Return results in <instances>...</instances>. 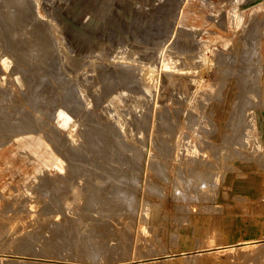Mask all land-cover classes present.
Returning <instances> with one entry per match:
<instances>
[{"label":"rangeland","instance_id":"1","mask_svg":"<svg viewBox=\"0 0 264 264\" xmlns=\"http://www.w3.org/2000/svg\"><path fill=\"white\" fill-rule=\"evenodd\" d=\"M12 1L51 46L33 62L0 18V151L33 163L0 190V264H264V239L188 254L185 230L236 163L264 192V0Z\"/></svg>","mask_w":264,"mask_h":264},{"label":"crops","instance_id":"2","mask_svg":"<svg viewBox=\"0 0 264 264\" xmlns=\"http://www.w3.org/2000/svg\"><path fill=\"white\" fill-rule=\"evenodd\" d=\"M21 153L12 147L0 151L1 191L18 185L32 169L31 161L17 160ZM254 174L249 165L239 163L226 173L216 200L185 229L189 244L196 247L188 254L264 239V215L259 208L264 192H256Z\"/></svg>","mask_w":264,"mask_h":264},{"label":"bare ground","instance_id":"3","mask_svg":"<svg viewBox=\"0 0 264 264\" xmlns=\"http://www.w3.org/2000/svg\"><path fill=\"white\" fill-rule=\"evenodd\" d=\"M8 1L10 2V0H8ZM5 2H6V1H5ZM16 2H17V1H16ZM19 2H20V1H18V4L21 3V2H20V3H19ZM22 2H23V0H22ZM7 3H8V2H7ZM7 3H6V5L9 4L8 7H9V6L12 7L13 5L15 6V4H16L15 1H12V2H10V3H8V4H7ZM18 4H16V5H18ZM21 4H22V3H21ZM23 6H24V5H23ZM25 6L27 7V4H26ZM12 9H13V7H12ZM12 9L10 8V10H11V11L9 10L10 12L7 11V15H6V14L3 15L2 12H1V15H0V18H3L4 22L9 26V28H10L9 30H11V31L13 30L14 27L16 28V25L18 24L16 20H20V19H23V20H24V19H25V18H23V16H22V18H20V17L18 16V17L20 18V19H19V18L15 15V13H14L15 11H16V12H19V11H20V12L22 13L23 7H22L21 5H19L18 8L15 6V9H13L14 11H13ZM26 10H27V9H26ZM1 11H3V10H1ZM12 11H13V12H12ZM25 12H27V11H25ZM25 12H24V13H25ZM21 13H20V14H21ZM5 15H6V19L4 18ZM17 15H19V14H17ZM21 15H22V14H21ZM24 16H25V14H24ZM15 17H16L17 19H16ZM26 18H27V20H24V21H26V24H28V25L31 26V27H30V28H31L30 30L35 29V30H36V33L33 34L34 36H33L32 34H29V35H32L33 37L30 38V36H29V38H27V39H28V42H27V43H26L25 40H24L25 45H24V48H23V49L26 50V53H27L28 57H29L30 59L32 58L33 60H32V59H31V60L34 62V59H37L38 57H39V58H42V57H40V56H42L41 52H38L36 49H38V48L41 49V48H42V50H43V47H45L44 45H46L47 42H48V44H49L50 41L47 39V37H46V39H47L48 41L45 42V41L43 40L41 34H43L42 32H43L44 30L42 29L41 26H38L37 23H32V20H31L32 17H31L30 14L26 13ZM1 21H2V20H1ZM24 21H21V22L24 23ZM46 22H47V21H46ZM2 23H3V22H2ZM5 23H4V24H5ZM41 23H42V22H41ZM21 24H22V23H21ZM24 24H25V23H24ZM26 24H25V26H26ZM35 24H36V25H35ZM44 24H45V23H44ZM1 25H2V24H1ZM5 26H6V25H5ZM22 26H23V25H21V27H22ZM46 26H47V25H46ZM221 26H222V25H221ZM17 27H18V26H17ZM47 27H49V26H47ZM1 28H2V27H1ZM3 28H4V25H3ZM3 28H2V29H3ZM5 28H6V27H5ZM7 28H8V27H7ZM19 28H20V27H19ZM24 28H26V27H24ZM24 28H22L21 31H25ZM16 29H18V28H16ZM35 30H33V31H35ZM37 30H38V31H39V30H43V31L40 33V36L37 35ZM50 30H51V29H49L48 31H50ZM1 31H2V30H1ZM3 31H4V29H3ZM6 31H7V30H6ZM14 31H16V30H14ZM21 31H19V32L16 31V32H17V33H20ZM45 31H47V30L45 29ZM16 32H14V33H16ZM28 32H29V31H28ZM2 33H3V32H2ZM2 33H1V34H2ZM7 33H8V32H7ZM12 33H13V32H12ZM25 34H26V33H25ZM46 34H47V33H46ZM2 35H4V33H3ZM5 35H6V34H5ZM11 35H12V34H11ZM11 35H10V33H9V35L7 34V38H5V40L7 41V47H8V45L12 46V44H14V43H12L11 41H12V40L15 41V40H14L15 37H12ZM17 35H18V34H17ZM26 35H27V34H26ZM35 35H36V36H35ZM13 36H14V35H13ZM45 36H46V35H45ZM134 36H135V35H134ZM19 37H20V36H19ZM19 37H18V38H19ZM27 37H28V36H27ZM43 37H44V36H43ZM13 38H14V39H13ZM18 38H17V39H18ZM7 39H8V40H7ZM19 39H20V41H21V39L23 40V38H19ZM19 39H18V40H19ZM25 39H26V38H25ZM27 39H26V40H27ZM135 39H136V38H135ZM2 40H3V42H6L3 38H2ZM15 42H16V41H15ZM22 42H23V41H22ZM52 42H53V41H52ZM56 42H57V41H56ZM56 42H54V43H56ZM18 43H19V42H17V44H18ZM44 43H46V44H44ZM4 44L6 45V43H4ZM21 44H22V46H23V43H21ZM48 44H47V45H48ZM18 45H19V44H18ZM49 45L51 46V44H49ZM145 45H146V44H145ZM14 46H15V45H14ZM140 46H141V45H140ZM17 47H18V46H17ZM17 47H15V48H17ZM47 47H48V46H47ZM59 47H60V45H59ZM145 47H146V46H145ZM182 47H183V46H182ZM186 47H187V46H186ZM12 48H14V47L12 46ZM12 48H10V49H12ZM15 48L13 49V52H15V51H14V50H16ZM20 48H21V45H20ZM20 48H19V49H20ZM0 49H1V48H0ZM19 49L16 50V51H17L16 53H18ZM176 49H177V48H176ZM181 50H182V49H181ZM9 51H10V50H9ZM20 51H21V50H20ZM20 51H19V52H20ZM179 51H180V50H179ZM20 53H21V52H20ZM23 53H24V52H23ZM23 53H21V54H23ZM143 53H144V51H143ZM248 53H249V52H248ZM13 54H14V53H13ZM24 54H25V53H24ZM33 54H35V55H33ZM45 54H46V53H45ZM14 55H17V54H14ZM19 55H20V54H19ZM39 55H40V56H39ZM48 55H49V54H48ZM25 56H26V55H25ZM49 56H51V55H49ZM52 56H53V55H52ZM44 57H45V56H44ZM18 58H19V56H18ZM16 59H17V58H16ZM21 59H25V58H21ZM30 59H29V60H30ZM42 59H43V58H42ZM54 59H55V58H54ZM18 60L21 61V62H23L22 60H20V58H19ZM25 60H26V59H25ZM37 60H38V59H37ZM37 60H36V61H37ZM45 60H46V59H45ZM51 60H52V59H51ZM14 61H15V59H14ZM36 61H35V63H36ZM39 61H40V60H39ZM39 61H38V62H39ZM41 61H44V60H41ZM41 61H40V62H41ZM49 61H50V60H49ZM12 62H13V59H12ZM28 62H29V64H30V61H28ZM28 62L26 61V62H24V63H25V64H26V63L28 64ZM130 62H131V61H130ZM13 63H14V62H13ZM15 63H16V62H15ZM19 64H20V63H19ZM124 64H125V63H124ZM124 64H123V65H124ZM144 64H145V63H144ZM34 65H35V64H34ZM40 65H41V64H40ZM57 65H58V64H57ZM32 66H33V65H32ZM37 66H38V65H37ZM41 66H42V65H41ZM115 66H116V65H115ZM129 66H130V65H129ZM136 66H137V65H136ZM29 67H30V66H29ZM98 67H99V66H98ZM120 67H121V66H120ZM130 67H131V66H130ZM139 67H140V66H139ZM18 68H20V67L17 65V69H18ZM21 68H22V66H21ZM21 68H20V69H21ZM38 68H39V67H38ZM44 68H45V67L43 66V69H44ZM126 68H127V67H126ZM137 68H138V66H137ZM142 68H143V67H142ZM247 68H248V67H247ZM20 69H19V70H20ZM22 69H23V68H22ZM24 69H25V68H24ZM31 69H32V68H31ZM36 69H37V67H36ZM36 69H35V70H36ZM131 69H132V68H131ZM143 69H145V68H143ZM241 69L247 70V69H246V66L243 67V68H241ZM19 70H17V71H19ZM39 70H40V69H39ZM117 70H118V69H117ZM132 70H133V69H132ZM132 70H131V71H132ZM139 70H140V69H139ZM145 70H146V69H145ZM17 71H16V72H17ZM31 71H32V70H31ZM119 71H120V70H119ZM121 71H122V70H121ZM124 71H125V70H124ZM133 71H134V70H133ZM133 71H132V72H133ZM147 71H148V70H147ZM134 72L138 73L137 70L134 71ZM142 72H143V71H142ZM10 73H11V74H14L12 71H11ZM17 73H19V72H17ZM37 73H38V72H37ZM129 74H131V73H129ZM35 75H36V74H35ZM109 75H110V74H109ZM135 75H136V74H135ZM139 75H140V74H139ZM36 76H37V75H36ZM38 76H40V75L38 74ZM38 76H37V77H38ZM142 76H143V75H142ZM147 76H148V75H147ZM41 77H42V76H41ZM41 77H40V78H41ZM45 77H46V76H45ZM138 77H139V76H138ZM243 77H244V76H243ZM11 78H12V77H11ZM43 78H44V76H43ZM122 78H123V77H122ZM0 79H1V77H0ZM1 80H2V79H1ZM1 80H0V81H1ZM14 80H15V79H14ZM29 80H31V79H29ZM41 80H43V79H41ZM44 80H45V78H44ZM139 80H140V79H139ZM139 80H138V81H139ZM145 80H146V79H145ZM242 80L244 81L242 84H243L245 87L249 85V84L246 82V79H245V78H242ZM7 81H8V80H7ZM68 81H69V80H68ZM121 81H122V80H121ZM141 81H142V80H141ZM29 82H30V81H29ZM38 82H39V81H38ZM111 82H112V81H111ZM143 82H144V81H143ZM25 83H26V82H25ZM45 83H46V82H45ZM47 83H48V82H47ZM66 83H67V82H66ZM131 83H132V82H131ZM40 84H41V83H40ZM140 84H141V83H140ZM24 85H25V84H24ZM42 85H43V84H42ZM136 86H137V85H136ZM146 86H147V85H146ZM42 87H43V86H42ZM44 87H45V86H44ZM66 87H67V86H66ZM249 87H250V85H249ZM47 88H48V86H47ZM62 89H63V88H62ZM131 89H132V88H131ZM40 90H41V89H40ZM248 90H249V91H248ZM250 91H251V92H250ZM8 92H9V91H8ZM6 93H7V92H6ZM42 93H43V92H42ZM220 93H221V91H220ZM247 93H248V95H252L254 92H253L252 90H250V89H247ZM43 94H44V93H43ZM43 94H41V95H43ZM12 95H13V94H12ZM68 95H69V94H68ZM240 95H241V94H240ZM44 96H45V95H44ZM245 96H246V94H245ZM245 96H242V95L239 96V95H238L239 103H238L237 106L245 104V98H244ZM10 97H11V96H10ZM242 97H243V98H242ZM246 97H247V96H246ZM11 98L13 99V97H11ZM11 98H10V99H11ZM42 98H43V97H42ZM68 98H69V97H68ZM71 98H72V97H71ZM139 98H140V97H139ZM247 98H248V97H247ZM6 99H7V98H6ZM44 99H45V98H44ZM44 99H43V100H44ZM142 99H143V98H142ZM248 99H249V98H248ZM246 100H247V99H246ZM68 101H69V100H68ZM136 101H137V100H136ZM0 102H1V101H0ZM140 102H141V101H140ZM2 105H4V104H2ZM137 105H139V104H137ZM9 107H10V106H9ZM9 107H8V108H5V109H4V107H3V111L9 109ZM137 107H138V106H137ZM139 107H140V106H139ZM10 108H11V107H10ZM73 108H75V107H73ZM0 109H2V108H0ZM64 109H65V108H64ZM21 111H22V110H21ZM75 111H76V109H75ZM5 112H6V111H5ZM8 112H9V111H7V113H8ZM2 113H3V112H2ZM7 113H6V114H7ZM248 115H249V124H247V111H246V114H245V112H242V111H241L240 107H237V108L233 111V113H232L233 121H234V122H238V123H244V124L246 125L247 128H248V127H254V118H255L256 116H255V115H250V114H248ZM8 116H9V115H8ZM26 116H27V113H26ZM1 117H2V116H1ZM5 117H7V116L5 115ZM5 117H3V118H5ZM22 117H23V116H22ZM24 117H25V116H24ZM3 118H2V119H3ZM26 118H28V116H27ZM2 119L0 118L1 123L4 124V123L6 122V120L4 119L5 122H3ZM8 119L10 120V118H8ZM12 119H13V118H12ZM26 120H27V119H26ZM30 121H31V120H30ZM7 122H9V121H7ZM12 122H13V121H12ZM14 122H15V120H14ZM17 122H18V121H17ZM234 122L230 124V128H231L232 130H233V129H234V130H235V129H238V127L241 128V126H236ZM23 123H24V122H23ZM26 123H28V120H27ZM26 123H25V126H26ZM31 123H32V122H31ZM197 124H198V123H197ZM4 125H5V124H4ZM6 125H7V123H6ZM9 125H10V124H8V126H9ZM32 125H33V124H32ZM32 125L29 124V126H32ZM13 126H14V125H13ZM25 126H24V127H25ZM0 127H1V125H0ZM5 127H6V126H5ZM9 127H10V126H9ZM12 128L14 129V127H12ZM18 128H21V127H18ZM22 128H23V124H22ZM22 128H21V129H22ZM28 128H29V127H28ZM28 128H27V129H28ZM34 128H35V127H34ZM1 129H2V128H1ZM29 129H30V128H29ZM11 130H12V129H11ZM11 130H9V131H11ZM17 130H19V129H17ZM30 130H32V129H30ZM30 130H29V131H30ZM15 131H16V130H15ZM0 132H1V131H0ZM3 132H5V131L3 130ZM234 132H235V131H234ZM234 132H233V133H234ZM7 134H8V133H7ZM9 134H10V133H9ZM12 134H13V133H12ZM53 134H54V133H53ZM236 134H237V133H236ZM91 135H92V134H91ZM239 135H240V134H239ZM86 136H87V135H86ZM88 137H89V136H88ZM242 137H245V136H242ZM249 137H250V136H249ZM55 138H56V137H55ZM91 138H92V137H91ZM235 138H236V136H235ZM94 140H95V139H94ZM52 141H53V140H52ZM65 141H66V140H65ZM162 141H163V140H162ZM237 141H238V140H237ZM244 141H245V140H244ZM163 142H164V141H163ZM228 142H229V140H228ZM228 142H227V143H228ZM245 142H246V141H245ZM67 143H68V142H67ZM235 143H236V142H235ZM244 144H245V143H244ZM93 145H94V144H93ZM97 145H98V144H97ZM60 146H61V145H60ZM90 146H91V145H90ZM101 146H102V145H101ZM92 147H93V146H92ZM97 147H98V146H97ZM65 148H66V147H65ZM99 149H101V148H99ZM76 150H77V149H76ZM233 150H234V149H233ZM228 152H229V151H228ZM68 154H70V151H69ZM73 154H74V153H73ZM228 154H229V153H228ZM75 155H76V154H75ZM78 155H79V154H78ZM86 155H87V154H86ZM155 156H156V155H155ZM76 157H77V156H76ZM76 157H75V158H76ZM153 157H154V156H153ZM79 158H80V157H79ZM79 158H78V159H79ZM80 159H81V158H80ZM82 159H83V158H82ZM76 160H77V159H76ZM156 162H157V161H156ZM82 163H83V162H82ZM75 164H76V163H75ZM108 164H109V163H108ZM83 165H84V164H83ZM88 165H89V164H88ZM101 165H102V164H101ZM78 166H79V165H78ZM110 166H111V165H110ZM80 167H81V165H80ZM100 167H101V166H100ZM111 167H112V166H111ZM111 167H110V168H111ZM117 167H118V166H117ZM77 169H78V168H77ZM78 170H79V169H78ZM104 170H105V169H104ZM102 171H103V170H102ZM106 171H107V170H106ZM109 171H110V170H109ZM184 172H185V171H184ZM189 173H190V172H189ZM192 176H193V175H192ZM50 180H51V179H50ZM210 181H211V180H210ZM200 182H201V181H200ZM212 182H214V181H212ZM48 183H49V182H48ZM204 183H205V182H204ZM45 185H46V184H45ZM214 185H216L215 182H214ZM214 185H212V186H214ZM47 187H48V186H47ZM50 187H51V186H50ZM52 187H53V186H52ZM59 188H60V187H59ZM204 189H205V187H204ZM208 189H209V188H208ZM201 190H202V189H201ZM203 191H204V190H203ZM208 191H209V190H208ZM81 196H82V195H81ZM90 197H91V196H90ZM88 201H89V200H88ZM91 202H93V201H89L88 203L91 204ZM54 203H55V202H54ZM57 203H58V201H57ZM60 203H61V202H60ZM55 204H56V203H55ZM86 204H87V203H86ZM92 204H93V203H92ZM92 204H91V205H92ZM88 205H89V204H88ZM94 205H95V204H94ZM94 205H92V206H94ZM56 206H57V205H56ZM62 206H63V205H62ZM84 206L87 208V205H84ZM92 206H90V207H92ZM88 208H89V206H88ZM88 208H87V209H88ZM92 208H93V207H92ZM89 209H91V208H89ZM7 218H8V217H7ZM8 220H9V219H8ZM80 220H82V218H81ZM76 221H77V220H76ZM6 222H7V221H6ZM31 223H32V222H31ZM2 224H3V223H2ZM8 224H9V223H8ZM89 229H90V228H89ZM92 229H93V228H92ZM4 230H5V229H4ZM9 230H10V229H9ZM15 231H16V230H15ZM15 231H14V233H15ZM9 232H10V231H9ZM9 232H8V233H9ZM10 233H11V232H10ZM14 233H11L10 236H11L12 234H14ZM106 236H107V233H106ZM106 236H105V234H104L102 238H104V237L107 238ZM15 237H16V236H15ZM7 238H8V237H7ZM7 238H6V239H7ZM16 238H18V237H16ZM37 238H38V237H37ZM6 239H5V240H6ZM14 239H15V238H14ZM89 239H90V238H89ZM9 240H10V239H9ZM7 242H8V241H7ZM244 244H247V242L244 243ZM249 244H250V242H249ZM234 249H235V248H234ZM93 253H94V252H93ZM100 253H101L100 250H96L95 253H94V255H97V254L99 255ZM239 253H240V252H239ZM235 254H236V253H235ZM98 255H97V256H98ZM183 255H184V254H183ZM204 255H205V254H204ZM256 255H257V254H256ZM160 257H161V256H160ZM176 258H177V257H176ZM181 258H182V257H181ZM39 259H40V260H44L45 258H39ZM177 259H178V258H177ZM198 259H199V258L196 259L195 257L193 258L192 256H188V254H185V255L183 256V259H182V260L180 259V260H181V262H183V261H189V262L192 263L193 260L196 261V260H198ZM200 259H202V258L200 257ZM235 259H236V258H235ZM50 260H51V259H50ZM157 260H158V259H157ZM161 260H162V259H161ZM149 261H150V260H149ZM153 261H155V260H153ZM195 261H194V262H195ZM91 262H92V261H91ZM150 262H151V261H150ZM194 262H193V263H194ZM20 263H21V262H20ZM178 263H179V262H178ZM25 264H39V263H38V262H37V263L35 262V263H25ZM44 264H45V263H44ZM140 264H141V263H140ZM165 264H167V263H165ZM183 264H184V263H183ZM188 264H189V263H188Z\"/></svg>","mask_w":264,"mask_h":264}]
</instances>
